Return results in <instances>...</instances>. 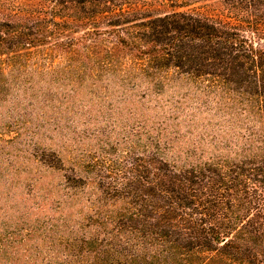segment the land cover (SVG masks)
I'll return each mask as SVG.
<instances>
[{
  "label": "trees",
  "instance_id": "trees-1",
  "mask_svg": "<svg viewBox=\"0 0 264 264\" xmlns=\"http://www.w3.org/2000/svg\"><path fill=\"white\" fill-rule=\"evenodd\" d=\"M260 42L264 0H0V80L50 47L66 53V70L94 79L157 90L185 76L241 116L231 142L208 126L204 141L217 151L207 157L201 135L192 136L181 164L166 159L171 141L159 132L138 182L101 185L88 199L93 215L79 212L74 225L64 216L46 264H264ZM66 178L82 189L80 176Z\"/></svg>",
  "mask_w": 264,
  "mask_h": 264
},
{
  "label": "rangeland",
  "instance_id": "rangeland-1",
  "mask_svg": "<svg viewBox=\"0 0 264 264\" xmlns=\"http://www.w3.org/2000/svg\"><path fill=\"white\" fill-rule=\"evenodd\" d=\"M41 50L0 80V264H46L64 216L74 225L79 212L93 215L88 199L102 194L101 185L114 191L138 182L159 132L171 141L166 159L179 164L193 150L192 136L201 135L204 157L217 151L204 141L208 126L220 142L240 132L233 126L240 112L185 76L148 90L111 74L68 71L61 49ZM73 173L83 179L76 192L67 186Z\"/></svg>",
  "mask_w": 264,
  "mask_h": 264
}]
</instances>
